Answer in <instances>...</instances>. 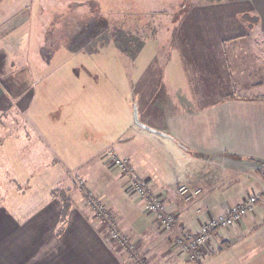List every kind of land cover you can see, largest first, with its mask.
<instances>
[{"label": "crops", "instance_id": "0c3cea01", "mask_svg": "<svg viewBox=\"0 0 264 264\" xmlns=\"http://www.w3.org/2000/svg\"><path fill=\"white\" fill-rule=\"evenodd\" d=\"M130 1L128 17H136L134 21L152 17L154 22L146 26L151 28L150 39L137 43L133 37V43L127 41L133 59L141 54L139 48L150 46V55L143 63V81L136 90L141 94L140 105L136 101L137 110L142 112L140 121L166 134L149 130L148 138L174 153L183 149L190 159L179 183H162L151 171L150 157L140 159L133 148L113 151L146 175L150 189L162 194L167 207L176 210L180 228L195 231L205 218L224 212L248 194L258 196L252 213L232 226L214 230L202 260L192 263L176 252L171 262L167 257L161 259L163 264H238V259L244 260L242 264H264V248L249 232L257 217H264L259 209L263 189L257 191L252 184L256 180L264 188V0H161L162 4L167 2L163 9H150L143 0ZM88 8V0H0V99L10 92H15L17 102L23 98L25 85L15 82L11 74L16 54L26 52L21 49L29 44L28 30L34 27L36 34L44 26L50 27V37H56L60 44L68 31L70 43H80L82 21L93 19L98 12L97 6ZM108 13L111 21L114 8ZM72 20H77L74 26ZM128 28L127 35L135 36V26ZM109 32L116 44L117 39ZM0 108L4 109L2 104ZM12 118L6 119L8 124L0 123L10 126ZM3 125L2 153L4 135L9 131ZM32 130L39 141L41 129L33 126ZM25 131L18 132L16 138L21 141L9 145L20 156L28 145ZM37 155L30 152L27 156ZM104 155L103 169L97 165L92 168L93 176L75 177L95 198L105 197L102 204L112 212L114 224L122 233L137 242L149 241L153 219L138 199L126 193ZM31 172L28 177L22 174L25 189H20L19 183L13 188L0 179V264H129L126 253L110 242L104 224L93 212L84 204L71 203L67 187L49 188V175L33 181ZM226 176L233 181L231 189L222 184ZM180 185L200 189L192 202H184L188 203L184 209L179 206L183 204L177 194ZM109 186L113 198L98 192L110 191ZM56 194L69 198L65 212Z\"/></svg>", "mask_w": 264, "mask_h": 264}, {"label": "rangeland", "instance_id": "374dc122", "mask_svg": "<svg viewBox=\"0 0 264 264\" xmlns=\"http://www.w3.org/2000/svg\"><path fill=\"white\" fill-rule=\"evenodd\" d=\"M130 2V0H88L89 8L97 6L98 12L93 19L82 21V41L77 44L70 43L71 34L68 31L60 44L56 42V37L55 39L50 37L52 33L50 27L44 26L42 31L36 34L34 27L28 30L29 44L21 49L26 52L16 54V58L13 59L15 69L11 74L15 82L21 86L25 85L23 98L17 102L15 92H10L7 97L0 99V105L4 107V109L0 108V122L7 123V120L13 116L10 126L5 124L7 126L5 127L3 123H0L5 130L9 129L4 135L7 137L4 139L3 153L0 152V165L2 164L0 179L5 180L6 184L14 188V185L19 183V188L21 189L22 186V189H25V176H29L30 170H32L30 180L32 177L33 181L36 177L46 174L49 175L46 180L49 188L67 187L71 192L69 196L71 203L84 204L90 212H93L90 202L87 203L79 188L81 184L75 175L91 174L93 176L92 168L99 165V170L103 169L101 166L104 164L103 154L107 150L112 149L117 152L118 149H125L124 152H126L127 148L136 149L142 160L145 158L144 155L150 157L151 171L161 180L160 182L179 183L182 171L190 159L188 152L179 149V153H174V150H169L163 144L148 138L149 130L140 127L134 121V106L141 95L137 94L136 90L143 81V63L150 55V46L147 45L144 49L139 48L141 54L133 59V52L127 46V41L131 39L133 43V37L137 43L140 40L150 39L151 28L146 26L149 24L151 27L154 22L151 20L152 17L139 18V21H134L136 17H128L131 12ZM143 3H147L150 9L159 6L161 9L167 8V2L162 4L161 0H143ZM113 8L114 17L109 21L112 13L108 12ZM94 13L96 11L92 14ZM72 23L74 26L77 20H72ZM130 25L135 26L137 30L135 36L127 35L126 30H130L128 28ZM110 30L113 33L112 38L117 39L118 44L111 41ZM52 40H54L53 43ZM174 67L178 65L174 64ZM137 102L140 105V100ZM137 114L139 120L143 118L139 110ZM33 126H38L42 131L43 137H40L39 141L36 139L35 131L32 130ZM23 128H26L25 132L29 140L28 145H25L26 148L22 150L25 153L24 156H20L16 149L10 150L9 145L22 140L16 137ZM43 139H47L48 142L45 143ZM30 152L38 153L37 157L27 156ZM111 172L109 170V173ZM133 172L140 177L146 176L141 171L138 173L134 168ZM116 173L118 174L117 171ZM22 174L26 175L22 176ZM67 177H71L70 180L66 181ZM119 180L126 191L124 180ZM237 183L238 181L235 185H238ZM222 184L224 187L228 185V189H231L233 181H228L226 176ZM252 184L257 191L263 189L259 209L264 211V188L259 186L256 180ZM109 189L110 191L98 192L113 198L114 192L111 191L113 188ZM197 189L189 190L193 192ZM87 192L89 200H97L102 204L101 200L105 197L96 196L95 198V195ZM177 194L183 203L179 205L181 209L188 206V203L184 202H192L198 195H193L190 200L184 201V196L178 191ZM56 195L59 197L58 194ZM129 195L132 196L131 198L138 199L135 195ZM162 198L165 209L174 212L177 216L176 210L168 208L164 196ZM228 201H232V198ZM138 202L141 205L139 199ZM101 206L106 208L103 204ZM151 218L153 219L151 227L153 235L149 241L142 240L143 243L130 239L117 228L114 222L112 223L113 220L111 221V229L118 232L119 239L123 240L124 245H121L118 240V242L110 238L109 240L126 253L130 259L129 264H139L140 257L144 260V264H163L162 260L167 257V261L169 259L171 262L172 254L179 252L173 246L171 238L167 237L168 232L154 221L153 216ZM178 221L176 217L175 227L180 229ZM111 229L103 227L105 235L109 236L110 232H113ZM249 232L257 236L254 242H260V248H264V217H257L255 227ZM243 261L238 259L237 263L242 264Z\"/></svg>", "mask_w": 264, "mask_h": 264}, {"label": "built area", "instance_id": "2783aa9c", "mask_svg": "<svg viewBox=\"0 0 264 264\" xmlns=\"http://www.w3.org/2000/svg\"><path fill=\"white\" fill-rule=\"evenodd\" d=\"M104 156L109 165L116 169L119 178L124 180L126 192L139 199L142 209L148 215L153 216L154 221L168 232L167 237L171 238L173 246L190 261H200L207 254L209 240L215 229L232 226L240 222L245 215L254 211L258 196L255 193H250L239 202L229 206L224 212L205 218L197 230L178 229L177 226L175 227L177 216L174 212L165 209L162 194L148 188L145 177H140L133 172V167L127 158L119 156L111 149L107 150ZM177 191L184 196V201L190 200L191 196L199 192V190L191 192L186 185H180ZM89 202L94 213L96 211L97 216L103 215L104 219L111 224V216L104 213L102 204L97 200H88L87 203L89 204ZM109 237L124 245L123 240L119 239L118 232H110ZM143 262L144 260L140 257L138 263L144 264Z\"/></svg>", "mask_w": 264, "mask_h": 264}, {"label": "trees", "instance_id": "16d2710c", "mask_svg": "<svg viewBox=\"0 0 264 264\" xmlns=\"http://www.w3.org/2000/svg\"><path fill=\"white\" fill-rule=\"evenodd\" d=\"M201 1H208V2H219V1H221V0H201ZM262 176H263V178H264V173L262 174ZM79 183L81 184L80 186H79V188L82 190V193H83V196H84V198L86 199V201H88L89 200V198H88V190H87V188L83 185V183H82V181H80L79 180ZM147 186H148V188L150 189V187H149V185H148V183H147ZM151 190V189H150ZM153 192H156L155 190H152ZM61 198V201H62V203H63V211L65 212L66 211V209H67V207H68V205L70 204L69 202V198L66 196V195H62V196H60ZM257 200H258V198H257ZM257 202V201H256ZM93 210V209H92ZM103 210H104V213L106 214H109L110 216H111V221H112V223L114 222V217H113V214H112V212L111 211H109L108 209H107V207L106 208H103ZM93 213H94V211H93ZM94 216H95V218L96 219H98L102 224H104V226H106V228L109 230V227H110V229H111V224L107 221V220H105L104 219V216L103 215H100V216H96V214H94ZM218 229H220V228H218ZM216 230V229H215ZM214 232V231H213ZM212 232V233H213ZM211 236H212V234H211ZM110 238V237H109ZM211 238V237H210ZM199 262V261H198Z\"/></svg>", "mask_w": 264, "mask_h": 264}, {"label": "water", "instance_id": "95a60500", "mask_svg": "<svg viewBox=\"0 0 264 264\" xmlns=\"http://www.w3.org/2000/svg\"><path fill=\"white\" fill-rule=\"evenodd\" d=\"M137 115H138V114H137V109H136V106H134L133 117H134V121H135L136 124H138L140 127L144 128V129H146V130H150V131H153V132L158 133V134L166 135V134H164V133H162V132H160V131H158V130H156V129H153V128H151L150 126H148V125L142 123V122L139 120V118H138Z\"/></svg>", "mask_w": 264, "mask_h": 264}]
</instances>
